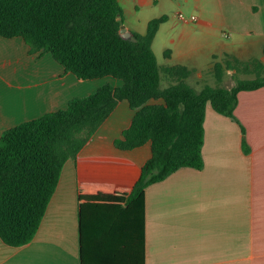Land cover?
<instances>
[{"label": "crops", "instance_id": "0c3cea01", "mask_svg": "<svg viewBox=\"0 0 264 264\" xmlns=\"http://www.w3.org/2000/svg\"><path fill=\"white\" fill-rule=\"evenodd\" d=\"M118 2L126 39L133 33L145 35L151 21L166 17L153 41L158 63L193 70L189 82L199 84V91L213 76L214 63L226 55L264 62V0ZM179 13L197 20L181 22ZM106 83L122 85L110 77L81 80L51 54L31 53L23 38L0 36V138L9 129L65 109L72 99L89 96ZM235 117L219 114L209 104L204 168H183L146 190V264H264V88L239 93ZM124 118L127 122L122 124ZM131 119L128 104H120L77 161L65 164L37 235L19 248L0 239V264H81L79 184L133 183L150 157L149 145L142 165L109 153L92 155L115 132L119 133L112 139L116 149L114 141ZM141 149L116 150L136 152L134 158L141 162ZM114 160L127 161L135 171L111 172L108 164Z\"/></svg>", "mask_w": 264, "mask_h": 264}, {"label": "trees", "instance_id": "16d2710c", "mask_svg": "<svg viewBox=\"0 0 264 264\" xmlns=\"http://www.w3.org/2000/svg\"><path fill=\"white\" fill-rule=\"evenodd\" d=\"M118 0H0V36L23 38L31 53H49L81 80L113 78L93 94L72 99L5 131L0 138V239L19 248L32 242L47 212L65 164L79 154L122 103L130 125L114 147L131 152L150 146V157L133 183L87 181L79 184L81 264H146V190L183 168L205 166L207 106L236 120L238 95L264 88V62L226 55L215 62V87L197 91L193 70L162 67L153 41L166 17L150 22L145 35L121 34ZM169 53H167L168 55ZM228 71L236 84L220 87ZM237 75L254 76L239 79ZM167 83L165 87L163 84ZM244 149H247L243 140ZM111 172L135 171L125 160Z\"/></svg>", "mask_w": 264, "mask_h": 264}, {"label": "rangeland", "instance_id": "374dc122", "mask_svg": "<svg viewBox=\"0 0 264 264\" xmlns=\"http://www.w3.org/2000/svg\"><path fill=\"white\" fill-rule=\"evenodd\" d=\"M254 59H255V58H254ZM256 59H257V58H256ZM227 74H228V73H227ZM227 74H226V76H225V78H224L223 84L220 85V87L230 88V87H234V86H235V84H236V79H235V76H234L235 72H234V71H229V74H228V75H227ZM237 78H239V79H253L254 76L237 75ZM192 83H193V84H191V85H192L197 91H199V89H200L199 84H196L195 81H192ZM166 85H167V83L164 82L163 87H165ZM205 85H209V86H212V87L218 86V85H217V82H216V79H215L214 76H211L210 78H208V79H207V82H206L205 84H203L201 87H204ZM124 106H126V105H124ZM122 108H124V107H122ZM122 108H121L120 111H119L120 114L123 112V109H122ZM117 120H119V119H117ZM126 122H127V119L124 118L122 124H124V123H126ZM106 126H108V125H106ZM126 126H127V125H126ZM126 126H125V127H126ZM118 135H119V133L115 132V133L111 136V138H108V139L105 141L104 145L101 146V148L98 147L97 149L92 150V151H93V152H92V155H93L94 157H97V156L101 157V155L109 153L110 155L123 156V157H125L127 160H129V161H131V162H133V163H135V164H137V165H142L143 162L145 161V159H146L147 156H148L149 146H147V147H145V148H143V149L140 150V151L144 154V156H143L141 162H138L139 160H135V158H134L136 152H134V153H125V154H124V153L119 152V151H117L116 149L113 148V145H112V141H113V140H112V139L115 138V137H117ZM96 138H97V137H96ZM92 141H93V140H92ZM90 152H91V151H90ZM137 152H139V151H137ZM141 157H142V154H141V153H138V154H137V158L140 159Z\"/></svg>", "mask_w": 264, "mask_h": 264}, {"label": "built area", "instance_id": "2783aa9c", "mask_svg": "<svg viewBox=\"0 0 264 264\" xmlns=\"http://www.w3.org/2000/svg\"><path fill=\"white\" fill-rule=\"evenodd\" d=\"M178 19L181 21V22H184V23H189V22H194L197 20V18L195 16H186L185 14L183 13H179L178 14Z\"/></svg>", "mask_w": 264, "mask_h": 264}, {"label": "water", "instance_id": "95a60500", "mask_svg": "<svg viewBox=\"0 0 264 264\" xmlns=\"http://www.w3.org/2000/svg\"><path fill=\"white\" fill-rule=\"evenodd\" d=\"M121 34H122V36L124 37V33L121 31ZM124 38H126V37H124Z\"/></svg>", "mask_w": 264, "mask_h": 264}]
</instances>
